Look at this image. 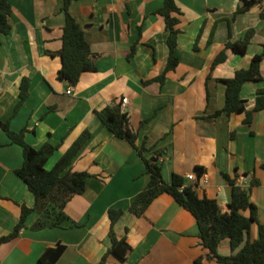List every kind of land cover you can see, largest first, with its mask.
Listing matches in <instances>:
<instances>
[{
  "label": "crops",
  "instance_id": "0c3cea01",
  "mask_svg": "<svg viewBox=\"0 0 264 264\" xmlns=\"http://www.w3.org/2000/svg\"><path fill=\"white\" fill-rule=\"evenodd\" d=\"M175 2L180 11L178 63L159 83L155 79L168 57V32L156 14L161 0H72L67 13L84 34L95 71L82 73L77 85L69 87L57 79L61 63L55 55L64 25L62 0H9L10 31L0 35V121L12 132L24 131L23 139L33 149L44 143L57 147L45 170L88 131L71 170L92 177L83 194L67 203V219L58 227L33 230L38 216L30 213L17 236L0 244V264H40L43 251L57 245L64 250L54 264H98L110 246V209L122 210L113 230L117 238L126 235L131 250L125 261L108 255L105 264H195L200 257L201 264H219L206 259L194 218L170 196H158L141 216L129 211L149 177L135 149L115 138L96 116L122 99L127 100L135 146L143 145L144 155L155 159L165 183L173 174L185 177L201 167L203 173L194 181L198 197L216 200L226 212L228 180H233L249 191L258 223L264 225V111L253 113L250 125L243 114L208 119L224 105V86L217 80L247 69L252 56L262 51L264 0L244 13H237L240 0ZM248 30L253 36L245 55L227 51L226 60L211 68L228 33L234 42ZM260 75L261 81L241 88L246 111L253 109L256 91L264 89V61ZM22 79L28 81V93L14 112ZM22 161L21 148L0 130V238L12 232L21 209L34 203L15 174ZM256 238L257 225L252 224L246 239ZM218 253L232 254L226 240Z\"/></svg>",
  "mask_w": 264,
  "mask_h": 264
},
{
  "label": "trees",
  "instance_id": "16d2710c",
  "mask_svg": "<svg viewBox=\"0 0 264 264\" xmlns=\"http://www.w3.org/2000/svg\"><path fill=\"white\" fill-rule=\"evenodd\" d=\"M71 1L62 0L61 10L64 14V25L61 34V48L55 55L59 57L61 63L57 79L67 82L69 87H75L80 75L85 72H94L95 67L83 32L67 13V7ZM161 1L162 6L156 11V14L162 17L164 29L168 32L166 39L168 57L162 73L155 79L159 83L163 82L165 74L173 71L178 63L174 52L179 35V30L176 28L179 23L177 16L180 14L175 0ZM240 1L241 6L237 9V13L248 11L261 0ZM10 13L9 0H0V35H6L10 31L8 22ZM252 36L253 31L248 30L241 40L231 42L230 33H228L229 40L215 56L211 68L226 60L227 51L237 56L245 55ZM261 47L262 51L252 56L247 69L234 72L231 78L217 80L224 86V105L221 110L216 111L208 119L216 118L221 114L226 116L243 114V122L250 125L253 113L264 111V89L256 91L251 111L245 110V101L240 98V91L244 84L262 80L260 64L264 61V44ZM53 55L50 54V56ZM27 93L28 81L22 79L14 112L26 99ZM119 104L120 102H116L105 106L96 112V116L115 138L126 141L135 149L143 162L145 173L149 177L145 188L133 199L129 211L136 217L141 216L154 199L160 195H168L194 218L200 244L207 250L206 259L215 260L219 264H264V225L258 223L257 210L250 201L249 191L235 186L234 181L227 178L231 185V199L227 205V211L221 212L216 200L198 197L195 191L197 183H189L185 177L176 174L171 176L169 183H165L161 178L157 162L151 161L144 155L146 150L143 145L139 148L135 146L136 135L129 130L128 117L126 113H121ZM0 130L6 134L11 144L19 146L22 150V165L15 171V174L26 185L34 200L32 208L23 207L21 209L20 217L12 232L0 238V244H2L17 236L19 231L24 228L25 220L30 213H36L38 216L32 227L33 230L58 227L67 219L64 212L67 203L74 196L83 194L86 180L92 176L84 171L71 170L72 162L90 136L88 131L81 133L71 143L51 170H45V163L57 147L44 143L40 148L33 149L25 143L24 131L12 132L9 130L8 124L1 121ZM202 173L203 168H194L196 179ZM242 212H247V215ZM122 214L121 209H110L107 212L110 246L98 264H105L108 255L123 262L131 250L126 241V235L117 238L113 230ZM252 224L257 225V238L249 242L246 237ZM225 240L232 252L229 256H221L218 253L220 243ZM63 250L64 246L61 245L48 248L40 255L38 262L54 264ZM201 260L202 257L198 258L195 260V264H201Z\"/></svg>",
  "mask_w": 264,
  "mask_h": 264
},
{
  "label": "built area",
  "instance_id": "2783aa9c",
  "mask_svg": "<svg viewBox=\"0 0 264 264\" xmlns=\"http://www.w3.org/2000/svg\"><path fill=\"white\" fill-rule=\"evenodd\" d=\"M126 104H127V100L126 99H122L120 101L119 108H120L121 113H125ZM185 179L187 181L194 182V181H196V176L194 174H188V175L185 176Z\"/></svg>",
  "mask_w": 264,
  "mask_h": 264
},
{
  "label": "water",
  "instance_id": "95a60500",
  "mask_svg": "<svg viewBox=\"0 0 264 264\" xmlns=\"http://www.w3.org/2000/svg\"><path fill=\"white\" fill-rule=\"evenodd\" d=\"M153 162H155V159H151Z\"/></svg>",
  "mask_w": 264,
  "mask_h": 264
}]
</instances>
